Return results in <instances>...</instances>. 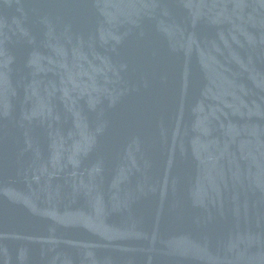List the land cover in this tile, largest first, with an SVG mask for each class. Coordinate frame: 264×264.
Here are the masks:
<instances>
[{"label": "water", "instance_id": "obj_1", "mask_svg": "<svg viewBox=\"0 0 264 264\" xmlns=\"http://www.w3.org/2000/svg\"><path fill=\"white\" fill-rule=\"evenodd\" d=\"M0 264H264V0H0Z\"/></svg>", "mask_w": 264, "mask_h": 264}]
</instances>
